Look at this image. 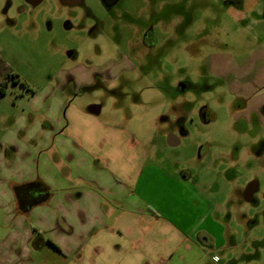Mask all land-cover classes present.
Listing matches in <instances>:
<instances>
[{
  "label": "rangeland",
  "instance_id": "rangeland-1",
  "mask_svg": "<svg viewBox=\"0 0 264 264\" xmlns=\"http://www.w3.org/2000/svg\"><path fill=\"white\" fill-rule=\"evenodd\" d=\"M79 1L47 0L30 12L0 0V52L20 80L0 93V127L28 115L32 97L66 83V124H71L72 107L85 112L99 105L101 113L94 117L106 128L125 132L130 147L154 152L153 158L179 177L188 172L192 182L203 181L216 208L208 214L220 224L210 226L214 261L264 264V202L250 205L239 191L253 178L264 191V162L237 157L238 150L243 156L249 152V132L256 128L236 119L237 97L230 90L234 72L240 71L234 64L246 63L264 48V18L256 22L257 13L249 12L257 3L264 15V0H244L242 14L236 8L240 0H118L111 9L103 0ZM95 21L102 26L95 43L101 52L90 45ZM149 26L152 46L142 40ZM121 60L104 72L99 69ZM108 72L114 78H100ZM204 107L206 122L199 115ZM47 109L49 104L35 112L36 119ZM180 125L190 133L185 147H167L168 133ZM195 219L183 215L184 227L198 226Z\"/></svg>",
  "mask_w": 264,
  "mask_h": 264
},
{
  "label": "crops",
  "instance_id": "crops-1",
  "mask_svg": "<svg viewBox=\"0 0 264 264\" xmlns=\"http://www.w3.org/2000/svg\"><path fill=\"white\" fill-rule=\"evenodd\" d=\"M257 5L249 12L259 22L264 15ZM237 11L246 12L244 0ZM234 65L240 71L230 90L246 104L236 119L247 126L257 119L249 152L237 157L263 163L264 154L251 148L264 140V48ZM68 87L58 83L54 92L32 97L28 115L0 127V264H218L209 256L216 247L210 226L220 224L208 214L216 208L203 181L171 173L154 152L130 147L125 132L104 127L88 110L72 107L66 124ZM184 132H173L174 143L166 146L184 148L190 137ZM35 181L45 183L51 196L22 215L14 187ZM188 214L198 226L184 227Z\"/></svg>",
  "mask_w": 264,
  "mask_h": 264
},
{
  "label": "flooded vegetation",
  "instance_id": "flooded-vegetation-1",
  "mask_svg": "<svg viewBox=\"0 0 264 264\" xmlns=\"http://www.w3.org/2000/svg\"><path fill=\"white\" fill-rule=\"evenodd\" d=\"M45 1L47 0H8V8L13 7L15 4H20L23 6L22 11H34L35 9H37L41 4H43ZM104 4L107 8L111 9L112 7H114L117 3L118 0H103ZM62 2H66V3H79V0H62ZM226 3L229 4H235L236 1H232V0H228L226 1ZM236 8L237 10H241L242 9V0L238 1V3H236ZM21 12V11H20ZM13 23L11 22V26ZM102 33V26H101V22L99 21H95L93 28L90 29L89 35L91 37V43L90 44L92 48H94L95 50H97L98 52L104 51V49L101 47V45L99 44H95L98 41L99 36ZM142 40L144 45H149L152 46V42L155 43V35H154V29L153 26H149L147 29H145L142 32ZM123 60H125V57H123ZM123 60L121 61H116V62H107L105 64H101L99 66V69L101 72H104V69L108 68L109 65L113 64V65H120L123 63ZM111 72V71H110ZM110 72L106 73V74H101L100 78L101 79H112L114 78ZM118 75V74H117ZM122 75V74H121ZM117 77V76H116ZM120 77V75H118V78ZM187 88L186 85L182 86L181 90H185ZM244 102V103H243ZM236 103L238 105V107H246L245 101L237 98ZM90 107V106H89ZM89 109V108H88ZM205 109H207L206 107L202 108L199 111V115L200 117L205 120ZM102 110V109H101ZM206 121V120H205ZM252 121V125L255 126L257 119L255 116H252L251 118ZM245 123V122H244ZM246 124V123H245ZM247 126V124H246ZM177 132L181 135L184 134L185 129L183 125H180V127H178ZM251 135H253V131L249 132ZM174 143V136L173 133L170 132L166 138V144H172ZM252 152L254 155H263L264 154V140H260L257 144H255L254 146H252L251 148ZM239 151V150H238ZM259 183L258 180H253L252 182H250V184L247 186L246 190L243 193V198L245 200L246 203L259 207L263 202H264V191L261 189V185L259 187Z\"/></svg>",
  "mask_w": 264,
  "mask_h": 264
},
{
  "label": "trees",
  "instance_id": "trees-1",
  "mask_svg": "<svg viewBox=\"0 0 264 264\" xmlns=\"http://www.w3.org/2000/svg\"><path fill=\"white\" fill-rule=\"evenodd\" d=\"M11 82L17 84L20 80L16 74L12 73L10 65L0 52V93L2 95L5 94V90ZM14 192L17 198L18 211L22 215L29 213L34 207L45 203L51 196V190L42 181L15 186Z\"/></svg>",
  "mask_w": 264,
  "mask_h": 264
},
{
  "label": "water",
  "instance_id": "water-1",
  "mask_svg": "<svg viewBox=\"0 0 264 264\" xmlns=\"http://www.w3.org/2000/svg\"><path fill=\"white\" fill-rule=\"evenodd\" d=\"M102 107L99 105H92L89 107L88 111L92 114L99 115L101 113Z\"/></svg>",
  "mask_w": 264,
  "mask_h": 264
}]
</instances>
